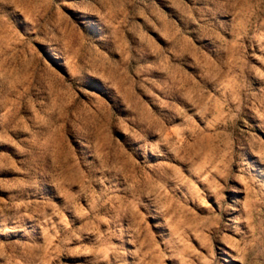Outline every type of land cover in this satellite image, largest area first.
I'll return each instance as SVG.
<instances>
[{"label":"rangeland","instance_id":"374dc122","mask_svg":"<svg viewBox=\"0 0 264 264\" xmlns=\"http://www.w3.org/2000/svg\"><path fill=\"white\" fill-rule=\"evenodd\" d=\"M0 264H264V0H0Z\"/></svg>","mask_w":264,"mask_h":264}]
</instances>
